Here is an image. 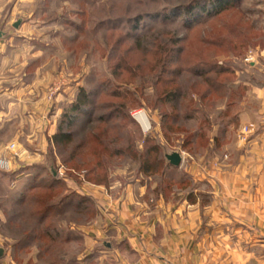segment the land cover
<instances>
[{"label":"rangeland","instance_id":"1","mask_svg":"<svg viewBox=\"0 0 264 264\" xmlns=\"http://www.w3.org/2000/svg\"><path fill=\"white\" fill-rule=\"evenodd\" d=\"M192 1L32 0L12 17L1 5L0 161L9 168L0 165V264H85L82 234L102 210L85 209L89 187L114 195L144 186L149 198L175 203L195 188L187 162L212 158L231 117L259 105L252 91L264 81V0H223L186 26L178 13L148 16ZM138 15L134 34L156 26L140 46L125 36ZM213 64L226 70H205ZM81 89L91 101L73 111ZM175 89L177 100H166ZM65 114L77 117L67 124ZM61 124L68 143L53 139ZM154 145L148 163L162 165L146 170ZM174 151L178 166L165 158ZM48 205L41 220L31 213Z\"/></svg>","mask_w":264,"mask_h":264},{"label":"crops","instance_id":"2","mask_svg":"<svg viewBox=\"0 0 264 264\" xmlns=\"http://www.w3.org/2000/svg\"><path fill=\"white\" fill-rule=\"evenodd\" d=\"M31 2L0 0L1 12L6 5L12 17ZM260 87L252 91L259 105L238 112L213 140L217 153L187 162L195 188L175 203L149 198L144 186L114 195L89 187L85 209L102 210L82 234L85 264H264V81Z\"/></svg>","mask_w":264,"mask_h":264},{"label":"trees","instance_id":"3","mask_svg":"<svg viewBox=\"0 0 264 264\" xmlns=\"http://www.w3.org/2000/svg\"><path fill=\"white\" fill-rule=\"evenodd\" d=\"M206 3H208V0H195V1H192L188 4L178 5V6L174 7L173 9H165V10L157 12V13H151L148 16L155 17V16L159 15V17H165V13H167V12L168 13L171 12L169 14L178 13V16H181L182 19H178L177 23H179L180 26H182V25L186 26V24H188V22H190V21L193 22V21H195L196 18H198V17L200 18V16L205 17L206 13L208 16H211L215 12H218L219 8L221 9L222 7L225 6V3H223V0H220V1L217 0L216 3H214V5L212 7H208V8L206 7V5H207ZM193 11L197 12L198 14L192 13ZM190 13H192V14H190ZM144 17L145 16H143V15H138L136 17L128 19L131 21L132 26L130 27V30L126 31V33H125V36L127 37V39H129V40L131 39L134 43H136L139 46H140L141 40L143 41L148 35L152 34V32L154 31L153 28L156 27V26H152L149 28V30L147 32H138V33L134 34L133 33L134 30L137 29L138 24H140L143 21ZM165 18H169V17L166 16ZM130 21H128V22H130ZM177 41H178V39L174 37L171 39L170 44L172 46H174V44H176ZM156 45L158 46V44H156ZM163 51L166 52V49H163ZM170 51H173V50H170ZM171 59H172L171 57H169L167 60L165 59L164 60V66L167 65V63ZM160 60H161V58H159L158 61H160ZM211 69L215 70L216 71L215 73H217V74L226 70V68L223 69L221 67H218V65H214V64L207 66V68L205 70H211ZM202 71H203V69H202ZM204 80L206 81V80H208V78H205ZM178 97H179V90L178 89H175L173 91H169L165 95V98L168 101H170V100L176 101ZM90 101H91V98L88 95V93L86 91H84L83 89H81L80 93L78 94V97L71 104V110H73V111H80L82 109L87 110ZM121 107H123V104H121ZM73 117H74V119H76L77 115H75V116L73 114L70 116H68L66 114L64 115V119L65 118L68 119V121H66L67 124L70 123V121L72 120ZM167 117H168V115L166 113H163L162 114V121H164V119H166ZM170 117H172L173 119L176 118L175 115H170ZM99 119H101V118H99ZM229 121L236 123V116L233 115ZM53 139H55V141L57 143H64V142L68 143L71 140V133L69 131H65L64 129H62V124H61V127L59 126L57 129V133H55L53 135ZM156 151H158L157 145H154L153 147L147 149L146 154H145L146 158L144 159V162H143L146 170H150V168H152V167L158 168L162 165V161L160 158L153 160L152 165H150V163H148L151 152H156ZM165 167H167V165H165ZM23 194L21 193L22 197H23ZM35 203L37 205H39L42 202L40 200L35 199L34 202L32 201V204H35ZM50 206L51 205H48V206H46V208H44L38 212H37V209H34L35 211L31 210V213L32 214L33 213H40L38 220H41V218L44 215L46 216L47 214H49ZM43 220H45V219L43 218Z\"/></svg>","mask_w":264,"mask_h":264},{"label":"water","instance_id":"4","mask_svg":"<svg viewBox=\"0 0 264 264\" xmlns=\"http://www.w3.org/2000/svg\"><path fill=\"white\" fill-rule=\"evenodd\" d=\"M21 23V20H17L16 22L13 23V27L17 28L18 25ZM165 158L167 159V161L174 166H178L181 162V155L179 152H171L168 153ZM51 173L53 174V176H55L57 174V171L55 169H51ZM3 249L0 247V256L2 254Z\"/></svg>","mask_w":264,"mask_h":264},{"label":"built area","instance_id":"5","mask_svg":"<svg viewBox=\"0 0 264 264\" xmlns=\"http://www.w3.org/2000/svg\"><path fill=\"white\" fill-rule=\"evenodd\" d=\"M13 147H14V145H11V148H13ZM0 165L2 168H6V169L9 168V162L6 159H2L0 161Z\"/></svg>","mask_w":264,"mask_h":264},{"label":"bare ground","instance_id":"6","mask_svg":"<svg viewBox=\"0 0 264 264\" xmlns=\"http://www.w3.org/2000/svg\"><path fill=\"white\" fill-rule=\"evenodd\" d=\"M139 118L142 122L146 123L145 115L143 113H140Z\"/></svg>","mask_w":264,"mask_h":264}]
</instances>
